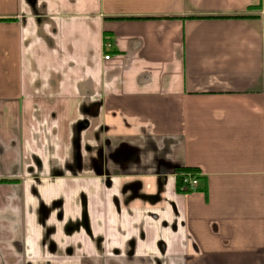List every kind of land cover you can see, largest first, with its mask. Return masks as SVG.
Listing matches in <instances>:
<instances>
[{
  "label": "crops",
  "instance_id": "0c3cea01",
  "mask_svg": "<svg viewBox=\"0 0 264 264\" xmlns=\"http://www.w3.org/2000/svg\"><path fill=\"white\" fill-rule=\"evenodd\" d=\"M79 158L114 195L167 181L157 219L90 213L139 241L82 243L94 264H264V0H0V264H81L62 239L94 174L53 179Z\"/></svg>",
  "mask_w": 264,
  "mask_h": 264
},
{
  "label": "flooded vegetation",
  "instance_id": "af4514ba",
  "mask_svg": "<svg viewBox=\"0 0 264 264\" xmlns=\"http://www.w3.org/2000/svg\"><path fill=\"white\" fill-rule=\"evenodd\" d=\"M86 166L82 160L75 161L73 165H67L63 167L62 171H56V176L53 179L61 180L62 183L67 182L69 180H79L82 179V176L93 173L92 177L84 176V178H88L89 180L86 181L87 189L79 190L73 198V203L71 204V210L74 212L77 210L81 213L80 220L78 221L77 225L71 224L69 222L65 226V233L62 239V243H71L68 236H72L76 233L82 234L84 233V237L82 240L77 241V252L76 259L79 258V262L81 264H94L91 258L88 257L89 253H87V249L83 247L82 243H93L95 248L102 247L101 255L102 257L105 255V243H116L117 248L113 251L114 257L119 258L123 252L124 254L132 260H135L134 254H136V241L135 239L130 240L129 236V229H119L115 232V234L108 230L106 225L100 224V228L102 229L99 233L94 232V225L91 222L90 213H96L98 211L97 207L104 205L105 203L110 204L114 211L121 214L129 213L134 215L135 211L138 213L139 211H143L144 214H149L153 219H157V214L153 212V209L157 206L160 207L159 210H165V203L162 200L164 195V187L166 186L167 181L165 180V184L161 177H157L152 184H148V186L152 187V192H145L146 185L141 181H134L128 184H121L119 188L118 194L110 193L113 190V181L111 177L103 176V170L97 167H88ZM105 169V168H104ZM67 174V175H66ZM82 175V176H81ZM181 173H179L178 169H174V173L172 175V179L175 183V191L179 192H186L185 187H183L182 183H180L179 177ZM98 178L100 183L98 182ZM104 179V180H102ZM86 180V179H85ZM2 184H7L11 182H1ZM99 187V188H98ZM100 190H108L109 195L106 196L104 192ZM64 199L61 203H64ZM167 206L171 205L174 208V204L165 200ZM150 206L152 208L146 209L145 207ZM166 206V207H167ZM55 207L62 208L60 205L56 204ZM63 210V208H62ZM100 210V209H99ZM158 210V209H155ZM62 217V214H60ZM139 228V227H138ZM141 229L139 228L138 236L144 234H140ZM67 236H66V235ZM139 238V237H138ZM122 248L125 249L122 250ZM74 253L73 249L67 251V256H72ZM143 259V258H142ZM104 264V262H102Z\"/></svg>",
  "mask_w": 264,
  "mask_h": 264
},
{
  "label": "built area",
  "instance_id": "2783aa9c",
  "mask_svg": "<svg viewBox=\"0 0 264 264\" xmlns=\"http://www.w3.org/2000/svg\"><path fill=\"white\" fill-rule=\"evenodd\" d=\"M106 60L109 59V57L105 58ZM182 175V174H181ZM185 177L182 179V185L185 187L186 192H194L198 188L199 181L196 177H194L191 174L184 175Z\"/></svg>",
  "mask_w": 264,
  "mask_h": 264
},
{
  "label": "trees",
  "instance_id": "16d2710c",
  "mask_svg": "<svg viewBox=\"0 0 264 264\" xmlns=\"http://www.w3.org/2000/svg\"><path fill=\"white\" fill-rule=\"evenodd\" d=\"M179 173H181L182 175L179 177L180 179V183H182V179L185 177L184 175H188V174H191L193 175L194 177H196V174L194 170H191V169H178Z\"/></svg>",
  "mask_w": 264,
  "mask_h": 264
}]
</instances>
